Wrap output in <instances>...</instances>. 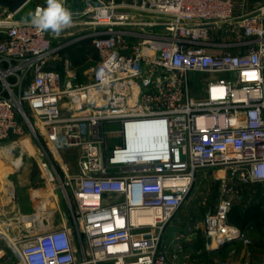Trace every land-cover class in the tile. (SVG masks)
<instances>
[{"label": "built area", "instance_id": "built-area-1", "mask_svg": "<svg viewBox=\"0 0 264 264\" xmlns=\"http://www.w3.org/2000/svg\"><path fill=\"white\" fill-rule=\"evenodd\" d=\"M79 2L71 27L89 33L58 44L71 33L38 32L0 6V142L20 121L43 139L71 218L20 242L0 229V240L17 264H169L166 227L208 169L218 190L206 248L249 244L229 214L245 186L264 185V0ZM84 39L98 60L80 84L61 52ZM145 129L152 149H132ZM70 152L76 173L61 159Z\"/></svg>", "mask_w": 264, "mask_h": 264}, {"label": "rangeland", "instance_id": "rangeland-1", "mask_svg": "<svg viewBox=\"0 0 264 264\" xmlns=\"http://www.w3.org/2000/svg\"><path fill=\"white\" fill-rule=\"evenodd\" d=\"M38 1L43 6L45 5V0H31L21 8L18 13L19 17L17 16V18L21 20L26 18L30 19L29 14L32 13L34 4ZM65 6L72 13L78 12L82 8L79 0H72V2ZM157 29L155 28V30ZM65 33H71V35L54 40V44H58L60 40L63 42H72L78 36L86 35L89 31L85 30L82 26L75 25L67 28ZM96 62L97 60L88 58L78 67L74 68L77 83L83 84L89 81L90 72ZM53 66L61 68V61H55ZM20 123L24 128L21 134L4 142H0V153L12 145L16 147V152L11 154V156L2 153L3 160L8 163L11 170L1 172L0 174V201L3 202V206L1 207H3L10 218L13 217V211H8V207L23 203H30L34 208V212L37 210L35 214L41 213L44 214V217L48 213V208H56L59 210L56 214H52L50 218L46 216L42 219L41 223L43 227H39V224L35 222L31 228L26 229L24 227L25 223H21L17 216L16 219L19 222L10 221L13 225L12 233L26 237L46 231L48 226H51L52 219L56 221L59 218V214L64 212L67 204L58 188L57 182L51 181V173L44 166V164L47 165L48 160H55L50 153L49 147L41 138L38 140L39 144L36 138L26 129L24 123L21 121ZM117 142L120 143L119 141ZM112 143L114 144L115 141H112ZM40 145L43 147L44 152ZM18 158L22 160L21 165L18 169H15L12 167L11 160ZM77 158V152H70L61 156L62 160H66L69 163L77 160ZM55 165L57 168L58 164L55 163ZM217 190L218 184L210 170L202 169L197 172L193 186L183 206L169 223L170 225L166 227L163 235V246L165 247L164 249L168 256L169 264L210 263L211 260L207 256L208 251L203 247L205 234L202 220L205 214L214 207ZM50 193H55L58 199H52V194ZM234 206L242 216V228L246 238L249 240V244L234 240L239 243L235 245L234 250L230 251V254L264 252V185L252 184L245 186L242 189V198L235 201ZM254 214H258V216L253 217ZM33 215L34 213L29 217H22L30 219ZM177 237L180 241L176 240ZM1 247L0 249L7 254L6 259L1 264H17L18 258L15 251L10 249L6 244H1Z\"/></svg>", "mask_w": 264, "mask_h": 264}, {"label": "crops", "instance_id": "crops-1", "mask_svg": "<svg viewBox=\"0 0 264 264\" xmlns=\"http://www.w3.org/2000/svg\"><path fill=\"white\" fill-rule=\"evenodd\" d=\"M36 4H42V3H40L38 1V2H36ZM36 4H34V5H36ZM19 11L17 12L16 17L18 16ZM32 12H33V10H32ZM22 20H30V19L26 18V19H22ZM62 161L66 162L68 164L70 171L72 173L77 172V160L73 161L72 163L71 162L69 163L66 160H62ZM0 189H1V186H0ZM1 206H3L2 201H0V229H1V231L11 241L20 242L24 237L22 235L12 233L13 225H12V222H10V221H18L16 219V216H17L19 218V221H21V223H25L23 221V218H21V217L22 216L29 217L33 213L35 214L37 212V210H36V212H34V208L30 203H23V204H18L17 206H10V207H8V211H10V212L13 211V215H12L13 217L10 218V217H8L7 212ZM66 207L64 209V212L59 214V218H57L56 221H55V219H52L51 226L50 227L48 226V229H50V228H53V229L54 228H61L63 226H70V223H71L70 211H69V208L68 207L66 208ZM47 212L48 213L45 215V217L47 216L50 218L52 216V214H56L57 212H59V210L56 208H53V209L48 208ZM35 222H37V221H35ZM35 222H32V223H35ZM169 225L170 224H168V226ZM24 227H25V224H24ZM26 229H28V228H26ZM237 243H239V242L230 241V242H227L226 244H224L223 246H221L219 250L209 251L206 248L207 242L204 238L203 247L206 251H208L207 256L211 260L209 264H264V252L251 253V254L241 252V253H235V254L231 255L230 251L234 250V247ZM1 244L7 245L6 241H4V240H0V248H2ZM0 250H1L0 251V264H1L6 259L7 254L2 249H0Z\"/></svg>", "mask_w": 264, "mask_h": 264}, {"label": "clouds", "instance_id": "clouds-1", "mask_svg": "<svg viewBox=\"0 0 264 264\" xmlns=\"http://www.w3.org/2000/svg\"><path fill=\"white\" fill-rule=\"evenodd\" d=\"M30 24L38 32H50L59 36L73 24V13L65 6L64 0H45L44 6H38L30 13ZM255 116V113L252 114Z\"/></svg>", "mask_w": 264, "mask_h": 264}, {"label": "bare ground", "instance_id": "bare-ground-1", "mask_svg": "<svg viewBox=\"0 0 264 264\" xmlns=\"http://www.w3.org/2000/svg\"><path fill=\"white\" fill-rule=\"evenodd\" d=\"M130 135H131L130 136L131 138L129 139V146L132 149H136V150H151L152 149L154 137H153V134L151 133L150 130L145 129V130H140V131H136V132L134 131L133 135L132 134H130ZM14 152H16V147L14 145H12V146L6 148L5 150L1 151V153H0V174H1V172H8L11 170V167L8 165V163L5 162V160H3L2 153L4 155L11 156V154H13ZM21 161L22 160L20 158L15 159V160H11L12 167H14L15 169H18L21 165ZM50 194H52V193H50ZM56 198H57V196L55 195V193H53L52 199H56ZM21 218H23V217H21ZM42 219H44V214H41V213L40 214L39 213L34 214L30 219L23 218V221L25 222V228H31L33 226L32 222H35V221H37V223L39 224V227H43V225L41 223ZM25 231H26V229H25Z\"/></svg>", "mask_w": 264, "mask_h": 264}, {"label": "trees", "instance_id": "trees-1", "mask_svg": "<svg viewBox=\"0 0 264 264\" xmlns=\"http://www.w3.org/2000/svg\"><path fill=\"white\" fill-rule=\"evenodd\" d=\"M61 56L68 58L74 68L78 67L83 61L88 58H92L95 61L98 60V54L96 50L92 47L91 41L89 39H84L68 46L61 52ZM57 69L59 70L60 67ZM257 216L258 214H254L253 217ZM229 222L230 224L243 230L242 216L235 206L232 208L229 214Z\"/></svg>", "mask_w": 264, "mask_h": 264}, {"label": "water", "instance_id": "water-1", "mask_svg": "<svg viewBox=\"0 0 264 264\" xmlns=\"http://www.w3.org/2000/svg\"><path fill=\"white\" fill-rule=\"evenodd\" d=\"M28 0H0V6L5 8L10 13H17L23 6L27 4ZM208 245H211V240H206ZM221 247V246H220ZM220 247L209 248V251L219 250Z\"/></svg>", "mask_w": 264, "mask_h": 264}]
</instances>
